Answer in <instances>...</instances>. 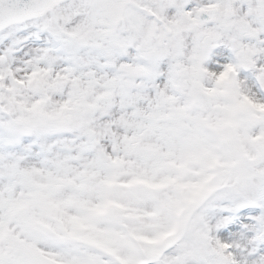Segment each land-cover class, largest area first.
Wrapping results in <instances>:
<instances>
[{
    "label": "snow or ice",
    "instance_id": "1",
    "mask_svg": "<svg viewBox=\"0 0 264 264\" xmlns=\"http://www.w3.org/2000/svg\"><path fill=\"white\" fill-rule=\"evenodd\" d=\"M0 264H264V0H0Z\"/></svg>",
    "mask_w": 264,
    "mask_h": 264
}]
</instances>
